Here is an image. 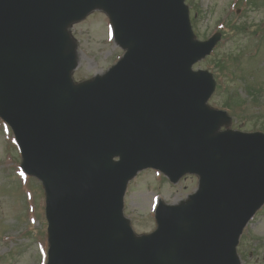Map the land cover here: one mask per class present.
<instances>
[{
  "label": "water",
  "instance_id": "95a60500",
  "mask_svg": "<svg viewBox=\"0 0 264 264\" xmlns=\"http://www.w3.org/2000/svg\"><path fill=\"white\" fill-rule=\"evenodd\" d=\"M95 8L126 52L74 83L67 27ZM218 39H194L184 0H0V116L43 181L47 264H239L238 237L264 203V134L220 130L231 117L206 103L215 82L191 66ZM147 167L199 186L161 201L157 230L137 236L123 195Z\"/></svg>",
  "mask_w": 264,
  "mask_h": 264
},
{
  "label": "rangeland",
  "instance_id": "374dc122",
  "mask_svg": "<svg viewBox=\"0 0 264 264\" xmlns=\"http://www.w3.org/2000/svg\"><path fill=\"white\" fill-rule=\"evenodd\" d=\"M185 1L199 39L225 32L209 57L194 66L210 70L217 85H221L209 103L222 109L229 106L226 110L233 117L230 128L264 132V0H256L258 6L249 0ZM229 23L243 25L245 30L237 31ZM72 33L78 43L77 67L73 72L77 80L103 73L123 53L112 41L109 19L102 12L75 23ZM219 61L227 65L231 74H217L224 72L218 68ZM252 79H256V91L250 95L246 86ZM197 181L195 175H187L172 184L155 170L141 172L129 184L124 200V213L134 230L152 231L157 200L177 203L194 192ZM46 249L42 187L36 178L21 171L12 131L0 119V264H44ZM237 250L241 264H264V207L245 227Z\"/></svg>",
  "mask_w": 264,
  "mask_h": 264
}]
</instances>
